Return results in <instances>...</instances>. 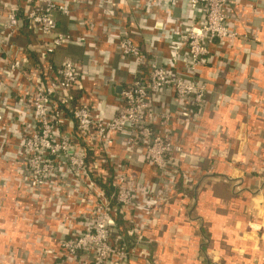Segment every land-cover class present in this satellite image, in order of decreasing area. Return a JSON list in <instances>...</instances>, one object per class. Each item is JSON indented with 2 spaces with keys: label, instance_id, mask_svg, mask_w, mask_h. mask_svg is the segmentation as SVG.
I'll return each mask as SVG.
<instances>
[{
  "label": "built area",
  "instance_id": "built-area-1",
  "mask_svg": "<svg viewBox=\"0 0 264 264\" xmlns=\"http://www.w3.org/2000/svg\"><path fill=\"white\" fill-rule=\"evenodd\" d=\"M69 1L0 0V161L19 175L15 206L23 205L25 214L36 207L33 226L59 221L55 230L44 225L56 251L44 245L42 260L151 264L148 235L167 222L171 205L185 208L199 171L195 161L203 158L195 155L203 145L191 135L210 112L212 90L199 70L217 41L236 39L229 22L240 5L186 0L202 17L188 31H177L157 20L174 0H125L127 15L116 0H93L102 12L117 9L104 23L103 37L113 36L120 56L136 66L118 81L98 46L82 61L55 62L61 49L103 42L92 19H76L67 33L58 30V15L72 18L83 0ZM250 2L251 10L264 4ZM145 13H152L150 27L135 24ZM130 27L175 36L167 43L175 47L173 59L157 63L147 36ZM6 185L0 179V191ZM7 257L5 264L27 263L13 251Z\"/></svg>",
  "mask_w": 264,
  "mask_h": 264
},
{
  "label": "crops",
  "instance_id": "crops-1",
  "mask_svg": "<svg viewBox=\"0 0 264 264\" xmlns=\"http://www.w3.org/2000/svg\"><path fill=\"white\" fill-rule=\"evenodd\" d=\"M116 1L120 12L127 15L125 0ZM236 1L240 7L229 22L236 39L224 44L217 41L212 49L215 53L199 70L200 76L210 82L212 93L208 98L210 112L204 116L200 130L191 135L203 145L202 151L195 153L203 157L196 185L187 192L185 208L171 205L167 222L148 235L152 242L151 264H264V4L251 10L247 7L250 0ZM96 5L93 0L78 1L72 18L58 15V30L67 33L74 28V21L92 19L97 23L95 36L103 42L96 45L93 40L98 38L90 39L85 45L61 49L54 60L58 63L69 57L82 61L98 46L109 60L111 75L118 81L128 79L136 66L120 56L113 36L103 37V25L117 9L106 7L102 12ZM167 7L157 18L167 30L188 31L202 17L200 11L189 10L186 0L170 1ZM145 14L148 17L135 19V24L150 27L152 13ZM130 28L147 36L146 43L155 50L157 63L167 65L173 59L175 47L167 43H175V36L166 30L154 34ZM178 58L183 59L181 49ZM166 96L167 92L157 98ZM18 178L13 168L0 161V179L7 181L0 191V199H4L0 209V264L7 263L9 251L26 257L27 264H50V258L42 260L39 255L44 245L56 251V243L45 233L44 225L55 230L59 221L33 226L36 207L25 214L23 205L15 206L20 190ZM222 183L233 197L224 198L220 190L215 193V186L220 188Z\"/></svg>",
  "mask_w": 264,
  "mask_h": 264
},
{
  "label": "trees",
  "instance_id": "trees-1",
  "mask_svg": "<svg viewBox=\"0 0 264 264\" xmlns=\"http://www.w3.org/2000/svg\"><path fill=\"white\" fill-rule=\"evenodd\" d=\"M195 162H197L196 165H198V166L201 164V163H199V161H195ZM261 175L264 176V170H263V172H262ZM219 186L220 185H216L215 186V187H217L215 193H217V190H220V191H222L225 194L224 198H231V197H233V195L230 193V191H229V194H228V191H226L227 186L225 184L222 183L220 188H219ZM228 187H229V185H228Z\"/></svg>",
  "mask_w": 264,
  "mask_h": 264
},
{
  "label": "water",
  "instance_id": "water-1",
  "mask_svg": "<svg viewBox=\"0 0 264 264\" xmlns=\"http://www.w3.org/2000/svg\"><path fill=\"white\" fill-rule=\"evenodd\" d=\"M115 91H116L117 93H119V91H120V87H116ZM26 264H27V263H26Z\"/></svg>",
  "mask_w": 264,
  "mask_h": 264
}]
</instances>
